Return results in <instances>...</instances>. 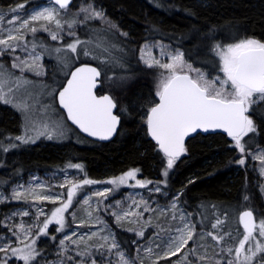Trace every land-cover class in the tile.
Segmentation results:
<instances>
[{"label":"snow or ice","instance_id":"snow-or-ice-1","mask_svg":"<svg viewBox=\"0 0 264 264\" xmlns=\"http://www.w3.org/2000/svg\"><path fill=\"white\" fill-rule=\"evenodd\" d=\"M70 4H72V0H50L49 6L31 11L27 18L15 17L12 21L14 27L8 30L6 37L0 36V56L9 52L14 54L17 48H21L27 55L23 59L20 56H14L12 68L19 69L21 73L31 72L34 75L42 76L44 75L41 63L42 54L38 53L36 49L41 47L47 50V48L35 39L36 33L38 31L46 32L51 40L63 41L62 33L67 28L69 31L66 34L74 39L62 48H55L56 53L70 52L74 54V58L91 57L104 64L120 62L121 58L115 57L112 52L117 48L115 44H105L100 39H96L95 42L81 40L75 31L77 25L86 24L90 20L109 23L112 28L116 26L107 21L103 11L96 10L91 4L80 8L72 19L62 20L60 10L67 11ZM52 5H56L58 8ZM24 7V4H19L11 11L19 12ZM80 13L84 14L83 19L79 18ZM16 20H19L18 26H15ZM37 25L39 26L37 27ZM2 31L0 29V32ZM28 34L33 36V40L30 42L26 41ZM121 35L126 37L127 33H121ZM90 45L92 47H89ZM154 49L157 51L154 52ZM118 50L123 51L122 49ZM212 51L219 58V71L223 73V77L217 75L210 79L205 72L194 68L185 60L183 51L172 50L161 42L146 41L139 49V59L144 66L160 70L156 90V96L159 99L148 109L145 118L148 134L156 142L159 151L166 159V166L162 171V176L165 179L157 181V185L162 183L167 186L169 172L174 168L176 162L187 154L185 139L198 131L209 133L221 130L226 133L234 142L232 146L241 154V158L236 161L241 166L246 164V145L259 135L258 126L249 113L254 111L256 115L264 118V41L256 38H244L226 45L215 43ZM60 59L63 62L68 57H60ZM67 66L65 64V67ZM2 68L3 66L0 65V69ZM4 75L3 72H0V77ZM66 75H69L70 79L67 80L66 87H63V90L58 93V99L59 104L67 111L68 118L88 136L96 137L99 140L111 139L120 124V117L118 114H114L117 104L112 96L96 94L95 90L101 77V69L84 65L76 67L74 71L68 72ZM30 83L31 81L23 76L14 77L11 73H7L5 79H0V103L11 104L18 110L28 113L27 105L14 103V94ZM53 94L56 93L53 91ZM254 105L257 106L255 110L253 109ZM29 128L35 133L34 135L28 134ZM47 129L46 124L38 127V121L33 118L29 120L25 134L15 137V140L22 144L35 143L40 136H46L51 140L54 133L48 132ZM249 134L254 135L249 136ZM245 137H249V140L246 141ZM9 147L15 148L17 145L12 144L8 147L0 145V149L5 153L9 151ZM252 159L259 162V173L264 176V149H261ZM68 167L83 172V166L80 164H69ZM139 171V169H132L107 181L85 178L80 182H74L68 179L60 185L69 187L66 198L64 193L51 196L42 195L35 188L24 191L14 189L11 199L33 203L47 201L54 205L58 204V206L50 210L48 214L43 208H37L35 222L30 225L26 226L24 222H21L19 225L11 226L12 235L16 237V245L14 246L11 240L0 243V264H9L10 261L13 264L16 261H20L22 264H41L37 258H43V253L36 246L37 240L40 236L50 235L48 229L51 225L57 226L56 232H64L68 226L66 214L72 217L73 222L76 221L75 212H69V209L73 207L78 189L83 185L96 183L113 185V189L95 193L96 197L107 199L110 192L121 186L147 188L153 182L137 179ZM129 181H135V184L129 185ZM151 191L158 193L161 192V188L156 186ZM260 191L264 194V185L261 186ZM8 199L9 197L0 194V203H4ZM178 199L177 196L176 200ZM243 199L247 201L249 197L244 195ZM176 200H173L170 205L171 219H179L180 226L175 229V235L168 237L163 251L155 253L151 247L146 249V255L149 258L155 256L152 264H159L161 260H169L171 257L178 256L186 248L188 250L183 257L174 261L173 264H193V261L188 259L190 255L196 256L198 261H204L207 258L206 255H197V248H188V245L189 242H192L194 245L203 247V245H199V241L208 237L215 242L214 247L218 249L216 255L222 257L215 259L213 264H264V217L257 219L251 208L243 210L238 214V223L242 225L243 232L233 234L225 227L226 214L222 217L213 212L212 215L215 218L206 227L214 231L205 230L197 234V225L191 220L190 213L181 211L177 216L178 204ZM83 204L88 206L86 210L88 219L87 221L81 220L77 226L105 225L104 231L107 232L106 222L98 216L93 218L91 197L84 199ZM132 204L135 205V209L128 208L122 212H112L111 215L115 217L117 225L127 221L139 226L143 221L144 226L128 229L143 238L146 227L151 226V221L145 220L143 212L154 209L149 201L144 199L133 200ZM199 207L203 209L205 206L200 205ZM209 207L215 209L216 206ZM96 210H99V205ZM161 214H163V210ZM14 215L28 216L29 211L25 210ZM201 215L203 219L199 223L204 225L209 217L203 215L202 212ZM40 216H45V219L40 221ZM5 227L9 226L5 224ZM33 229L36 230L35 236ZM75 235L76 233L73 232L59 241L61 255L70 251L69 243L79 246L83 242L74 240L73 236ZM98 235L99 233L91 234V236ZM51 239L55 240L56 237L51 236ZM101 239L104 243L99 245V248H104L107 245L108 253L113 254L114 252L117 258L116 264H136L135 259L128 258L121 250L114 233L108 232ZM77 255L89 256L91 254L87 251H78ZM67 259L71 260L72 257H67ZM79 264H84V262L81 261ZM91 264H96V261L92 260ZM139 264H144L142 259L139 260Z\"/></svg>","mask_w":264,"mask_h":264},{"label":"trees","instance_id":"trees-1","mask_svg":"<svg viewBox=\"0 0 264 264\" xmlns=\"http://www.w3.org/2000/svg\"><path fill=\"white\" fill-rule=\"evenodd\" d=\"M45 1L0 0V11H9L19 4L32 8ZM79 1L77 0L71 8H75ZM96 2L107 11L108 16L117 20L130 36L129 39L124 38L96 22L87 23L83 33V36L93 33L94 39L102 38L105 44L117 46L112 52L121 58L120 62L107 69H110L114 76H126L125 85L113 86L111 91L102 85L99 94L109 93L116 99L122 119L119 133L108 143L94 142L81 135L80 142L76 140L66 143H38L21 151L10 152L6 155L4 164L5 167H10L12 179L27 178L31 173L43 175L62 171L69 164H83L87 178L95 181L132 169H139L149 180L155 179L165 167L166 159L150 139L145 123L148 109L157 103V82L152 70L142 67L137 58L142 44L149 40L170 43L183 50L185 60L194 68L201 69L213 78L217 75L223 76L219 71V58L212 51L215 43L226 45L244 38L264 41V0ZM80 63L99 66V62L89 60ZM256 107L254 105L253 109ZM249 115L257 124L259 135L246 145V149L264 147V118L256 115L254 111ZM21 131L20 117L0 103V139L6 136L15 138ZM245 139L249 140V137ZM231 143V139L220 133L205 136L198 134L189 139L187 154L177 161L173 170L168 191L172 194L180 193V202L191 214L197 229H203L198 222L202 209L200 205L205 206V215L209 217L205 221V228L214 220L213 212L219 215L224 212L231 216L233 208L242 209L244 195L255 201L254 206L264 209L259 180L253 172L236 165L235 157L238 153L237 149L231 147ZM211 205H215V209L209 207ZM13 207V204L0 207L3 210L0 216V234L6 232L1 228L2 217ZM243 208L251 207L244 205ZM230 218L225 221L226 228H231L234 224H231ZM125 247L133 254L130 242L125 244Z\"/></svg>","mask_w":264,"mask_h":264},{"label":"rangeland","instance_id":"rangeland-1","mask_svg":"<svg viewBox=\"0 0 264 264\" xmlns=\"http://www.w3.org/2000/svg\"><path fill=\"white\" fill-rule=\"evenodd\" d=\"M49 4L50 1L46 0L45 2L32 8L24 7L19 12L11 11V9H13L14 7H12L9 11H0V29L3 30L2 32H0V36L6 37L8 30L14 27L12 21L14 20L15 17L27 18L28 14L31 11L38 10L44 6H49ZM89 4L95 7L96 10L103 11L107 21H109L111 24H114L116 27L112 28L110 27L109 23H105L100 20H90L87 23L96 22L100 26H103L105 28L117 32L120 36H122L121 33H127L125 30L122 29V27L119 25L117 20H114L110 16H108L107 11L99 3H97L96 0H80L75 8L68 9L67 11L60 10L61 11L60 18L62 20H70L77 12H79L80 8L86 7ZM52 6L58 8V6L56 5H52ZM83 15H84L83 13H80L79 18L83 19ZM18 24H19V20H16L15 26H18ZM86 24L77 25L75 29L76 35L81 40H85V41L92 40L93 42H95V40L97 39V38L94 39L95 34L90 32L91 35L83 36L84 29L87 26ZM38 26L39 25H37V27ZM53 30H55L54 27ZM68 31L69 29L65 28L64 33H62L63 41L51 40L50 36L46 32L38 31L36 33L35 39L39 43L45 45L47 48V50L41 47H37L36 49L38 53L42 54L41 63L43 65V71H44V75L42 76L34 75L31 72L21 73L19 69L12 68V63L14 62V56H20L21 59H23L27 55V53L23 52L21 48H17L14 54L9 52L3 56H0V65L3 66V68L0 69V72H3L5 74L3 77H0V79H5L6 74L11 73L14 77L23 76L31 81L30 84L24 86L20 91L14 94V103L27 105L28 113L18 110L16 107H14L11 104L2 103L3 105L12 109L20 117L22 121V131L18 136H22L25 134L26 127H28L29 124V120L33 118L36 121H38V127L42 126L43 124H46L48 126L47 129L48 132L54 133L53 139L51 140L47 139L46 136H40L35 143H30V144H22L20 143V141L15 140V138L11 136H6L2 140L0 139V145L2 146L8 147L12 144L17 145V147L15 148L9 147V151L6 153L3 152L2 149H0V158L3 157L1 158L0 161V194H2L5 197H9L7 201H5L4 203H0V207L6 204L14 205V207L9 212L4 213L2 217L1 228L5 229L6 232L0 234V243H5L11 240V242L15 246L16 237L12 235V232L10 230L11 226L19 225L21 222H24L26 226L30 225L35 222L37 208H43L45 213L48 214L50 213V210L58 206V204L54 205L47 201H44L43 203L40 202L33 203V202H25L24 200L18 201L11 199V194L14 189L24 191L25 189L35 188L37 192H39L40 194L51 195V196H57L60 193H64L66 198V193L68 192L69 187H61L60 186L61 184H64L65 181L68 179H71L74 182H80L83 179L87 178L85 167L83 164H80L83 166V172H81L79 169L76 168L67 167L62 171L45 173L43 175H39L37 173H31L28 175L27 178L20 177L17 179H12L10 177V172H11L10 167L8 166L5 167L4 164L6 163V159H7L6 155L8 153L21 151L22 149H25L26 147L31 145H35L38 143H66L70 141L74 142L76 140H79L80 142V140H82V136L78 134V132L67 122L64 113L59 109L56 102L57 93L62 88L68 77L66 73L71 72V70L78 63L82 61L89 60L96 63L99 62L98 64L99 66L101 65L100 68L102 69L103 72V85L106 88V90L111 91L112 87L116 85L119 86L125 85L124 83L126 80V76L123 77L114 76L113 72L110 71V69H107L108 67L111 68L112 64L113 66H115L117 65V63L104 64L97 59H93L91 57H83V56H80L79 58H74V54L70 52L56 53L54 51L55 48H62L74 39V37L66 34ZM85 34L87 35L86 30H85ZM122 37L128 39L130 38L128 33L126 37L125 36ZM32 40H33V36L31 34H28L26 37V41L30 42ZM100 40L102 41V38ZM151 41L161 42L164 45L169 46L172 50L179 49L180 51H183L180 48L172 46L170 43L161 40H149L147 42H151ZM89 47L92 46L90 45ZM153 51L156 52L157 50L154 49ZM113 55L115 56V54ZM60 57H68V59L62 62ZM137 58L141 63L142 67L148 70H152L151 72L153 74L154 80L158 83V73L160 70L156 68L145 67L144 64L139 59V51ZM65 64H67L68 66L65 67ZM209 78L211 79V77ZM53 91L56 94H53ZM158 99L159 98L157 97V102ZM61 132L63 133L62 135ZM28 134L34 135L35 133L29 128ZM245 140L248 141L247 139ZM233 143L234 142L232 141L231 147L235 148L232 146ZM261 149H264V147L258 146L252 149H246V153H245L246 164L244 166H241L238 163H236V161L241 158V154L239 153L238 150H237L238 154L235 157L236 165H239L244 170L253 172L254 175L258 178L259 191L261 186L264 185V176L260 175L259 173V167H260L259 162L252 159V157L255 156ZM249 153H251V155H249ZM174 168L169 172V176L167 177V186H165L162 183L159 185L156 184L157 181H162L165 179L162 176V171L164 167L160 171L159 176H156L155 179L153 180H149L145 178L143 174H141V172L139 171L137 175V179L149 180L152 181L153 183L149 184L147 188H140L134 186H121L110 192L107 196V199H104L103 197H96L95 193L97 191L113 189V185L107 183L83 185L82 188L77 190V196L74 198L73 207L69 209V212H73V211L75 212L76 221L73 222L72 217L66 214L68 226L64 232H56L55 228L57 226L51 225L48 229L50 235L40 236L39 239L37 240L36 246L38 250H41L43 253V258L38 257L37 259L41 261V264H61V262H63V264H79V262L81 261H83L84 264H91L92 260H95L96 264H116L117 258L114 252L113 254L108 253L107 245H105L104 248H99V245L104 243L101 237L106 235L108 232H111L114 233L116 241L119 243L121 250L125 252V255L128 258L135 259L136 264H139V260L141 259L143 260L144 264H152V260L155 259V256L149 258L146 255V249L151 247L153 248L155 253H159L163 251L167 243L168 237L170 235H175L176 234L175 229L180 226L181 222L179 219L176 220L171 219L172 211L170 209V205L173 200H176L177 196L179 197V199L176 200L178 204L177 216H179L181 211L189 213L187 209H185V207L180 202V193L172 194L168 191L170 178L172 176ZM124 173L115 176H109L101 181H107L111 178L119 177ZM128 184L134 185L135 181H129ZM156 186H159L161 188V192L157 193L151 191V189ZM260 194L262 197L261 198L262 204L264 205V194H262L261 191ZM89 196L91 197V201H92L93 218L98 216L102 220H104L106 222L107 232L104 231L105 225H96V226L86 225L82 227L77 226L81 220L87 221L88 219L86 215V210L88 206L83 204V200L87 199ZM141 199L149 201L152 209H154L153 211L143 212V216L145 220L151 221V226L146 227L143 238L139 237L136 234V232L128 230L130 228H138L144 226L143 221H141V224L139 226L136 224H130L127 221H124L120 225H117L115 221V217L111 215L112 212H122L124 210H127L128 208L135 209V205L132 204V201L133 200L139 201ZM97 205H99L98 211L96 210ZM244 205H248L252 208L257 219L264 217V209L254 206L255 201L251 200L250 198L247 201L244 200V203L242 204L241 207L242 209H238L236 207L233 208L232 210L233 213L231 214V216L227 215L224 212L220 213L222 217L224 214H226L227 218L231 217L230 218L232 220L231 224L234 223L235 226L233 224L231 228H226V229L232 231L233 234L243 232V229L238 223V214L241 212V210L244 209L243 208ZM25 210L29 211L28 216L14 215L15 213H21ZM162 210H163V214H161ZM201 212L203 213V215H205L206 213L204 208L201 209L199 213L198 222L203 219ZM2 213L3 210L0 208V216L2 215ZM190 218L193 222H195L192 216ZM44 219L45 216L39 217L40 221H43ZM130 219H134V218H130ZM5 224H7L9 227H5ZM202 226L203 229L201 230L197 229L196 227L197 234L205 230L214 231L213 229L205 228V223ZM225 227H226V223H225ZM73 232L76 233V235L73 236V239L82 240L83 242L80 243L79 246H77L76 244L69 243L68 247L70 251L67 252L65 255H61L59 241L61 239H64L67 235H71ZM92 233H99V235L91 236ZM35 234H36V230L33 229V235L35 236ZM51 236H55L56 239L52 240ZM128 242H130V246L133 248V254H131L125 247V244H127ZM214 244L215 242L212 241L210 237L199 241V245H203V247H199L197 245H194L192 242H189L188 248L196 247L197 255H206L207 258L204 261H198L196 256L190 255L188 259L190 261H193V264H213V261L215 259L222 258L221 256L216 255L218 249L214 247ZM137 249H139V252H137ZM187 250L188 249L186 248L183 252L179 253L178 256L171 257V259L169 260H161L159 264H173L174 261L182 258L184 253L187 252ZM78 251L80 252L87 251L91 255L80 256L77 255ZM67 257H72V259L69 260L67 259ZM9 264H13V262L10 261ZM15 264H22V262L16 261Z\"/></svg>","mask_w":264,"mask_h":264},{"label":"water","instance_id":"water-1","mask_svg":"<svg viewBox=\"0 0 264 264\" xmlns=\"http://www.w3.org/2000/svg\"><path fill=\"white\" fill-rule=\"evenodd\" d=\"M48 1H50V0H48ZM77 0H72V4H70L69 5V8H71L74 4H75V2H76ZM84 65H89V66H93V67H98L96 64H93V63H81V64H78L77 66H75L71 71H74L75 70V68L76 67H80V66H84ZM99 68V67H98ZM100 69V68H99ZM68 79H70V76L68 75V77H67V79H66V81H65V83H64V85L62 86V88L59 90V92L60 91H62L63 90V87H66V84H67V80ZM102 79H103V74H102V71H101V77L99 78V82H98V87L96 88V94L98 95V96H100V95H110L111 96V94H109V93H103V94H99V90L101 89V87H102ZM58 92V93H59ZM58 93H57V96H56V102H57V105H58V107H59V109L64 113V115H65V117H66V120H67V122L80 134V135H82L83 137H85V138H87V139H89V140H91V141H94V142H98V143H108V142H111L112 140H114L115 138H116V136L118 135V133H119V129H120V126H121V121H122V119H121V116L119 115V111H118V105H117V108L114 110V114H118L119 115V117H120V124L118 125V127H117V130H116V133L112 136V138L111 139H109V140H99L98 138H96V137H92V136H88V134L87 133H84L82 130H80L79 129V127L77 126V125H75V124H73L72 123V121L68 118V115H67V111L59 104V99H58ZM115 101V100H114ZM116 102V101H115ZM117 104V103H116ZM148 132V131H147ZM216 133H220V134H223V135H225V136H227V134L226 133H224L223 131H221V130H217V131H215V132H209V133H203V132H200V131H198L197 133H194V134H192L191 136H189V137H187L186 139H185V146H186V144H187V142L189 141V139H191L192 137H194V136H196V135H198V134H201V135H208V134H216ZM149 135V134H148ZM149 137H150V139L156 144V142L151 138V136L149 135ZM228 137V136H227ZM229 139H231L230 137H228ZM157 145V144H156ZM158 146V145H157ZM159 149V148H158ZM162 153V152H161ZM163 154V153H162ZM182 158V157H181ZM244 210H246V209H244ZM243 211V210H242ZM241 211V212H242ZM240 212V213H241ZM254 216H256L255 215V213H254ZM241 226V228L243 229V227H242V225H240Z\"/></svg>","mask_w":264,"mask_h":264},{"label":"bare ground","instance_id":"bare-ground-1","mask_svg":"<svg viewBox=\"0 0 264 264\" xmlns=\"http://www.w3.org/2000/svg\"><path fill=\"white\" fill-rule=\"evenodd\" d=\"M81 64V63H80ZM77 66V65H76ZM99 67V66H98ZM100 68V67H99ZM101 69V68H100ZM102 71V70H101ZM103 74V73H102ZM102 85H103V83H102Z\"/></svg>","mask_w":264,"mask_h":264},{"label":"flooded vegetation","instance_id":"flooded-vegetation-1","mask_svg":"<svg viewBox=\"0 0 264 264\" xmlns=\"http://www.w3.org/2000/svg\"><path fill=\"white\" fill-rule=\"evenodd\" d=\"M205 136V135H204ZM186 148H187V144H186Z\"/></svg>","mask_w":264,"mask_h":264}]
</instances>
